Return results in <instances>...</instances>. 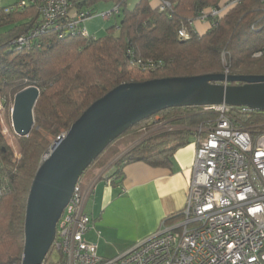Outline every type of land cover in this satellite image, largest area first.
I'll list each match as a JSON object with an SVG mask.
<instances>
[{"label":"trees","instance_id":"1","mask_svg":"<svg viewBox=\"0 0 264 264\" xmlns=\"http://www.w3.org/2000/svg\"><path fill=\"white\" fill-rule=\"evenodd\" d=\"M71 1L72 8L90 10L91 16L96 3L119 5L116 15L121 19L101 37L72 35L63 26L50 29L25 49L13 40L39 24L37 9L26 6L0 18V97L13 100L31 86L40 90L35 126L28 136L19 138V158L14 159L0 122V182L5 188L0 205V264H22L28 195L52 141L111 89L128 82L224 73V54L229 74L264 75V0H239V5L204 34L197 33L192 23L224 0H158L157 5L152 0H138L133 7L129 0ZM164 1L171 7L162 10ZM63 21L67 23L65 18ZM182 25L190 38L178 37ZM257 51H263L260 58L253 57ZM215 117L205 106H186L166 109L137 123L122 136L153 126L161 132L141 141L116 162V170L110 174L112 184L122 183L123 166L129 162L172 168L174 152L192 142L194 128ZM247 125L264 131V111H254ZM52 252L53 247L44 264H62V255L53 261Z\"/></svg>","mask_w":264,"mask_h":264},{"label":"built area","instance_id":"2","mask_svg":"<svg viewBox=\"0 0 264 264\" xmlns=\"http://www.w3.org/2000/svg\"><path fill=\"white\" fill-rule=\"evenodd\" d=\"M239 3L224 0L198 20L213 26ZM26 6L37 9L40 22L13 40L20 48L30 49L36 38L61 26L72 35L89 36L84 23L91 11L72 8L71 0H20L0 5V18ZM168 7L167 1L160 4L162 10ZM119 10L120 6L114 5L99 15L108 21ZM68 13L70 18L65 17ZM178 37H191L185 25L178 30ZM262 55L263 51L254 54ZM205 107L216 117L194 128L192 177L186 205L178 217L164 219L155 233L115 257L104 258L98 254V245L86 239L92 218L85 208L95 181L85 182L82 175L61 215L52 245L54 252L62 255V264H264V131L247 125L255 111L248 106L223 103ZM4 109L0 102V113ZM154 130L148 128L147 134ZM103 177L112 184L110 174ZM4 193L0 182V205Z\"/></svg>","mask_w":264,"mask_h":264},{"label":"water","instance_id":"3","mask_svg":"<svg viewBox=\"0 0 264 264\" xmlns=\"http://www.w3.org/2000/svg\"><path fill=\"white\" fill-rule=\"evenodd\" d=\"M39 96L34 86L16 94L12 125L17 135L28 136L34 128ZM223 103L264 111V75L207 73L128 82L93 102L54 140L36 172L27 200L22 264H44L79 178L112 142L166 109Z\"/></svg>","mask_w":264,"mask_h":264},{"label":"crops","instance_id":"4","mask_svg":"<svg viewBox=\"0 0 264 264\" xmlns=\"http://www.w3.org/2000/svg\"><path fill=\"white\" fill-rule=\"evenodd\" d=\"M192 25L199 34L210 28L209 21L196 20ZM194 140L174 152L172 168L129 162L123 166L119 185L108 184L103 177L116 170L114 161L98 171L91 180L95 190L85 211L92 218L86 239L98 245L100 256L112 258L125 252L155 233L164 219L183 210L196 153Z\"/></svg>","mask_w":264,"mask_h":264},{"label":"rangeland","instance_id":"5","mask_svg":"<svg viewBox=\"0 0 264 264\" xmlns=\"http://www.w3.org/2000/svg\"><path fill=\"white\" fill-rule=\"evenodd\" d=\"M19 1L20 0H0V5L8 6L11 4H16ZM137 1L138 0H129L130 7H133L137 3ZM112 6L113 5L110 3H96L92 5L91 8L94 9V14L84 23V26L86 27V29L91 35L96 36V37H101L105 34L106 29L108 27L120 21L121 18L118 15L111 17V19L108 21L104 20L103 17L99 15L100 12H102L103 10L110 9ZM227 15H225L224 17H226ZM253 57L260 58L261 56L260 57L253 56ZM222 61H223L224 71L226 70L229 71L227 56L225 54H224ZM1 97H0V102L5 107L4 112L0 113V122L2 123L3 134L5 135L7 144L10 146L13 152L14 159L19 158L21 156V152H20L21 147H20V141H19V138L21 136L17 135L13 128L12 114H11L13 105H14V99L10 100V99L3 98V97L1 98ZM162 116L163 115L157 116V120H160ZM151 128L155 130L149 134H147L149 132L147 131L148 128L146 131L144 130V128H140L136 132L137 134L129 133V134H126L125 136L119 137L115 141V143H113L112 146L105 152V154L101 156V158L95 164H93V166L89 170L85 172V174L83 175V180L85 182L91 181L92 179L95 178L98 171L103 169L102 167H104L105 165H107L109 162H112V161L116 163L119 159H121L125 155L124 153L135 143L146 140L149 137L156 136L159 134V132H161L160 130L157 129L158 126H153ZM54 140L52 141V143L54 142ZM51 259L53 261H58L59 254H57L56 252H52Z\"/></svg>","mask_w":264,"mask_h":264}]
</instances>
